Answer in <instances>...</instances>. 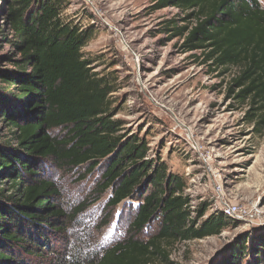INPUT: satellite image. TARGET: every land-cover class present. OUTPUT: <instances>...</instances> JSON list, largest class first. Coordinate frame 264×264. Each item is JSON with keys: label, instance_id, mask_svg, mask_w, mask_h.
<instances>
[{"label": "trees", "instance_id": "trees-1", "mask_svg": "<svg viewBox=\"0 0 264 264\" xmlns=\"http://www.w3.org/2000/svg\"><path fill=\"white\" fill-rule=\"evenodd\" d=\"M152 2L154 9L177 7L186 12L183 21L195 20L193 26H172L173 35L184 38L183 52L199 51L203 63L221 75L238 69L227 95L247 106L244 120L262 131L264 0ZM70 3L5 0L1 10L0 123L11 139L0 140V264H28L23 257L14 258L17 250L40 257L56 247L50 234L62 230L58 220L66 209L56 201L61 197L58 185L41 175V161L73 169L87 166L86 173L101 166L90 203L109 189V207L128 198L139 202L128 237L94 258L75 254L61 264H175L171 250L178 242L219 235L231 219L221 211L206 216V203L193 209L186 181L164 162L149 159L144 139L121 132L112 99L119 85L111 72L95 71L84 55L93 26L66 19ZM153 223L155 232L140 238ZM254 241L257 264H263L264 233ZM248 248L243 237L219 264H240Z\"/></svg>", "mask_w": 264, "mask_h": 264}, {"label": "rangeland", "instance_id": "rangeland-1", "mask_svg": "<svg viewBox=\"0 0 264 264\" xmlns=\"http://www.w3.org/2000/svg\"><path fill=\"white\" fill-rule=\"evenodd\" d=\"M93 1L97 15L84 0H71L64 17L84 28L93 26L94 36L83 52L95 71L111 72L117 80L119 89L112 99L121 132L144 139L148 158L164 162L170 173L186 181L192 206L208 204L206 216L221 211L223 201L240 204L255 215L240 220L231 217L219 235L178 242L171 260L219 264L233 245L247 237L249 248L240 264H257L252 247L257 245L255 236L264 233V129L257 131L246 122L247 106L227 95L238 69L232 67L221 75L203 63L199 51L183 52L184 38L173 35L172 26H193L195 20L183 21L186 12L177 7L154 9L152 0ZM4 4L0 0V26ZM5 138L11 139L0 123V140ZM39 165L41 175L58 185L61 197L56 201L64 206L66 216L58 220L62 230L50 234L54 249L40 257L17 250L15 259L61 264L63 258L75 254L94 258L131 234L137 200L128 198L109 207V189L90 203L103 173L101 166L86 173L87 166L73 169L53 161ZM155 229L153 223L139 237L148 239Z\"/></svg>", "mask_w": 264, "mask_h": 264}, {"label": "built area", "instance_id": "built-area-1", "mask_svg": "<svg viewBox=\"0 0 264 264\" xmlns=\"http://www.w3.org/2000/svg\"><path fill=\"white\" fill-rule=\"evenodd\" d=\"M84 1H85L86 5L91 9V11L95 15H97L98 8H97L96 4L94 3V1L93 0H84ZM115 29H116V31H118L117 28H115ZM191 202H192V200H191ZM191 207L193 209L196 208L195 206H192V203H191ZM220 209H221V212H223L228 218L232 217V218H236V219L240 220V219H245L248 217H254L255 216V215L251 214L252 210H248L247 208H243V206H241L240 204H236L233 202L223 201L220 204Z\"/></svg>", "mask_w": 264, "mask_h": 264}]
</instances>
